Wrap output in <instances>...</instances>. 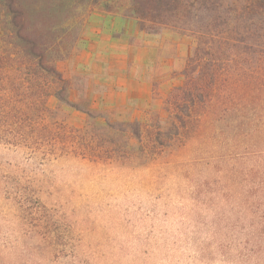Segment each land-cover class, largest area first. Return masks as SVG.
I'll return each instance as SVG.
<instances>
[{
  "label": "rangeland",
  "instance_id": "1",
  "mask_svg": "<svg viewBox=\"0 0 264 264\" xmlns=\"http://www.w3.org/2000/svg\"><path fill=\"white\" fill-rule=\"evenodd\" d=\"M54 25L61 41L54 65L80 111L53 96L52 123L95 142L97 153L60 155L48 146L42 157L0 144V264H229L221 256L228 249L200 256V244L229 240L240 217L231 194L247 189L239 172L259 160L227 156L244 152L234 146L242 139L259 146L263 136L245 139L240 119L214 133L204 119L190 139H160L166 101L184 80L187 43L170 32L148 35L99 7ZM132 123L160 137L153 152L139 142L137 126H126ZM36 200L68 235L56 258L45 238L56 228L39 223L46 214Z\"/></svg>",
  "mask_w": 264,
  "mask_h": 264
},
{
  "label": "trees",
  "instance_id": "2",
  "mask_svg": "<svg viewBox=\"0 0 264 264\" xmlns=\"http://www.w3.org/2000/svg\"><path fill=\"white\" fill-rule=\"evenodd\" d=\"M86 7L132 20L148 35L170 32L188 45L183 83L171 90L166 126L157 132L162 138H154L142 123L126 125L137 126L135 135L146 150L153 152L159 138H192L204 119L214 133L219 123L240 119L236 127L245 139L264 140V0H0V144L42 157L48 146L60 155H96L95 142L55 128L56 111L47 105L55 96L79 110L54 65L61 48L54 24ZM240 135L232 134L233 140ZM214 136L209 134L208 141ZM242 142L234 146H245L244 152L227 158L259 161L239 172L247 189L231 194H238L231 208L240 217L229 228L226 244L203 240L198 254L214 257L228 249L221 256L229 264H264V141L259 146ZM36 202L46 214L39 223L56 228L45 237L57 247L50 252L56 258L62 249L58 243L68 235L60 230L61 220Z\"/></svg>",
  "mask_w": 264,
  "mask_h": 264
}]
</instances>
